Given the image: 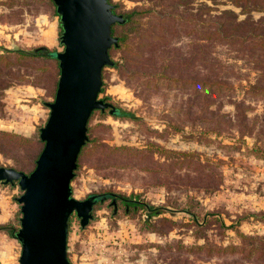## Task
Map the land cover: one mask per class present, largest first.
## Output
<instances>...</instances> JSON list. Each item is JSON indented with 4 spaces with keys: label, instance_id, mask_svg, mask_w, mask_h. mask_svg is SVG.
Masks as SVG:
<instances>
[{
    "label": "rangeland",
    "instance_id": "obj_1",
    "mask_svg": "<svg viewBox=\"0 0 264 264\" xmlns=\"http://www.w3.org/2000/svg\"><path fill=\"white\" fill-rule=\"evenodd\" d=\"M186 1L177 6L176 0H108L116 13L150 9L131 24L113 26L112 36L125 39L120 48L107 50L112 64L101 69L97 94L134 119L115 118L107 108L93 110L85 131L90 142L82 148L69 182L70 195L77 200L111 193L179 212L151 216V230L141 222L145 214L139 207L118 199L98 200L83 228L74 213L68 217L69 264H250L255 257L241 251V241L248 238L239 234L264 235V162L254 152L251 133L207 119L233 118L235 103L247 118L258 116L263 99L246 91L255 70L235 50L216 42L209 56L224 66L216 75L231 70L225 74L230 89L207 88L204 32L192 34L186 19L195 5ZM166 12L180 14L184 23H159V14ZM250 15L256 19L264 13ZM59 33L50 0H0V131L13 135H0L2 167L25 174L32 170V158L42 147L38 129L48 114L45 103L52 101L58 77L54 61L18 58L3 49L44 46L57 52L62 49ZM193 42L199 45L193 47ZM20 193L15 181L0 182V226H13L11 235L0 229V264H17L19 244L13 235ZM189 213L207 221L195 225ZM204 241L239 247L218 253L192 248Z\"/></svg>",
    "mask_w": 264,
    "mask_h": 264
},
{
    "label": "water",
    "instance_id": "obj_2",
    "mask_svg": "<svg viewBox=\"0 0 264 264\" xmlns=\"http://www.w3.org/2000/svg\"><path fill=\"white\" fill-rule=\"evenodd\" d=\"M58 16L60 51L58 77L48 114L38 129L42 147L32 170L24 174L0 166V182H16L20 195L17 264H69L66 256L67 220L71 213L83 228L91 218L93 204L103 194H89L82 200L71 197L69 182L76 158L86 140V123L93 110L114 107L97 98L101 69L111 65L107 50L116 45L113 23H121L107 0H50ZM114 195V194H113ZM113 201V200H112Z\"/></svg>",
    "mask_w": 264,
    "mask_h": 264
},
{
    "label": "trees",
    "instance_id": "obj_3",
    "mask_svg": "<svg viewBox=\"0 0 264 264\" xmlns=\"http://www.w3.org/2000/svg\"><path fill=\"white\" fill-rule=\"evenodd\" d=\"M108 1V0H107ZM205 1V0H204ZM210 5L206 4L203 1H193L187 0L186 2L194 3L195 7H190L187 15L188 19H186L187 23H190V27L192 29V34L198 37V30H202L203 38L205 40L206 49L208 50V60H206L209 76L205 79V85L207 84V88L210 91H226L230 89V84L225 80V74L231 72V70L222 71L220 75H216V72L221 67H224L220 61H216L213 57L209 56V49L212 48L213 43H219L221 45H225V47L235 50L238 53V56L243 58L249 65L255 70V75L252 83L247 84L246 91H254V96L262 97L263 105L261 107V111L258 116L247 118L245 114V109L241 107L240 104L235 103V111L232 115L233 118H228L224 121H218L212 118H208L207 120L210 123H218L223 124L225 126L233 125L237 128H242L245 132L251 133L253 135L254 143L253 148L254 152L257 154V157L264 162V15L253 19L250 15L251 11L263 12L264 13V0H207ZM177 6L183 5V0H176ZM191 3V6H192ZM112 5V4H111ZM218 5H223V8H218ZM227 5L232 6L233 8H237L238 12H235L233 8L228 7ZM115 6L112 5V12H115ZM163 6V5H162ZM167 7V6H163ZM150 12V9L137 10L133 8L131 10L122 11L120 13L122 22L121 23H113L110 27L111 35L113 31V26H125L131 24L134 21L136 16H139L141 13ZM56 14V13H55ZM239 14H242V18H239ZM57 15V14H56ZM156 15V14H155ZM171 15V16H169ZM156 17V16H155ZM173 17H177L175 20ZM166 19L169 22H175L176 26H181L184 23L185 19L178 13L169 14L168 12L159 14V23H166ZM60 29V27H59ZM114 37V36H113ZM116 45H111V48H120L121 43L124 41V37L117 35L116 37ZM193 47H197L198 43H192ZM5 53H14L18 56V58H41L54 61L57 67V60L53 57L54 50H49L44 46L34 47L32 49H19L14 48L12 50L3 49ZM197 50H192V55L196 57ZM0 58L2 56L0 55ZM226 67V66H225ZM58 69V68H57ZM58 71V70H57ZM223 76V78L221 77ZM21 78V77H20ZM23 80V79H22ZM56 84V83H55ZM100 91V90H99ZM102 112V111H101ZM92 112L90 113V115ZM115 118H124V119H134V115L120 108H114V113L111 114ZM248 124V125H247ZM88 131L86 126V132ZM0 135L12 137L13 135L6 132H1ZM36 140H38L36 138ZM33 141V140H32ZM86 142H90L87 139L84 144L81 146L77 159L82 151V148L86 144ZM37 153L32 158V164L34 163L35 157ZM76 168V166H75ZM16 169V168H15ZM14 169V170H15ZM16 171H20V169H16ZM21 172V171H20ZM23 173V172H22ZM25 174V173H24ZM106 195L110 196L112 199L120 200L125 206L139 207L145 214L144 219H140L141 222L148 228L152 230L150 217L158 216L163 213L176 214L179 211H175L172 209H166L163 206H152L147 203H138L136 201H131L130 199H126L124 197H118L117 195H113L111 193H106ZM138 203V204H137ZM181 212L188 214L187 211L181 210ZM190 214V213H189ZM192 217V223L195 225H200L207 221L206 217L197 219L196 216L190 214ZM161 217V216H160ZM166 218V217H162ZM261 218H264V214L261 215ZM217 220V219H216ZM200 221V222H199ZM220 221V220H219ZM222 226V223H220ZM0 229H4L10 235L12 234L13 226L6 224L1 225ZM243 239H247V241H241L240 249L242 252L251 253L252 261H249L250 264H264V235L261 236H243L239 234ZM206 240V239H205ZM238 248L239 246H223L216 245L213 243H208L204 241L203 244L192 245L194 250H203L207 253L219 251H225L232 248ZM239 264H245V262H240ZM248 264V263H246Z\"/></svg>",
    "mask_w": 264,
    "mask_h": 264
},
{
    "label": "crops",
    "instance_id": "obj_4",
    "mask_svg": "<svg viewBox=\"0 0 264 264\" xmlns=\"http://www.w3.org/2000/svg\"><path fill=\"white\" fill-rule=\"evenodd\" d=\"M41 19H40V21L41 22H43L44 21V18L43 17H40ZM45 30V31H44ZM43 31H44V34L47 36V40H48V42L49 43H51L52 42V40H51V38L49 37V33H50V31H49V28L46 30V28L45 29H43ZM43 31H42V33H43Z\"/></svg>",
    "mask_w": 264,
    "mask_h": 264
},
{
    "label": "flooded vegetation",
    "instance_id": "obj_5",
    "mask_svg": "<svg viewBox=\"0 0 264 264\" xmlns=\"http://www.w3.org/2000/svg\"><path fill=\"white\" fill-rule=\"evenodd\" d=\"M102 194L104 195V198H102V200H99V201H103V200H106V199H109L110 201L114 200L110 196L106 195V193H102Z\"/></svg>",
    "mask_w": 264,
    "mask_h": 264
}]
</instances>
